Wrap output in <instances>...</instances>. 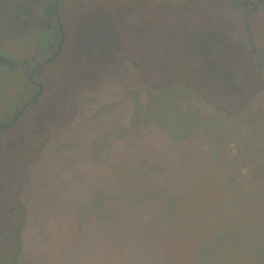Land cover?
Segmentation results:
<instances>
[{
	"label": "rangeland",
	"instance_id": "obj_1",
	"mask_svg": "<svg viewBox=\"0 0 264 264\" xmlns=\"http://www.w3.org/2000/svg\"><path fill=\"white\" fill-rule=\"evenodd\" d=\"M209 1L215 23L231 38L221 37L226 56H253V40L264 51V8L248 14L245 4ZM40 8L33 0H0L1 125L9 123L36 93L24 84L19 71L27 75L26 65L30 70L42 62L57 43L56 36L49 40L45 35V29L54 27L42 18ZM44 39L48 41L43 45ZM262 72L264 76V68ZM150 95L130 65L107 78L97 93L82 95L78 120L52 136L42 163L23 180L28 206L24 264H194L197 259L210 264L216 255L214 264H221L224 253L227 257L231 252L228 264H264V93L260 108L251 109L247 117L207 116L203 111L204 119L194 114L193 122L186 119L178 124L179 116L173 115L169 123L175 133L157 141L150 133L155 132L150 120L161 103L152 102ZM15 96L9 111H4L5 99ZM213 148L220 151L219 158ZM93 155H97L95 163ZM57 169H64L63 175L67 172L66 182L60 184L59 173L47 178ZM115 170L118 192L102 187L104 194L132 192L130 201L156 194L148 177L156 174L167 190L177 194L175 202L187 216L180 221L187 226L179 228L125 211L123 217L107 221L93 209L83 213L84 205L79 204L89 203L100 184L110 186L111 178L106 176ZM190 226L200 238L212 236L210 247L203 244L201 251L202 242L193 237L188 248L191 240L182 237ZM113 243L118 245L116 257L109 247Z\"/></svg>",
	"mask_w": 264,
	"mask_h": 264
},
{
	"label": "trees",
	"instance_id": "obj_2",
	"mask_svg": "<svg viewBox=\"0 0 264 264\" xmlns=\"http://www.w3.org/2000/svg\"><path fill=\"white\" fill-rule=\"evenodd\" d=\"M227 1L237 6L245 4L248 14H256L264 8V0H242L241 4L236 0ZM33 2L40 4L42 18L54 27V30L45 29L47 39L56 36L52 55L61 37L54 0ZM58 6L65 43L60 55L34 76L43 84L44 91L14 127L0 131V264H24L23 234L28 221V206L23 200V180L42 163L52 136L78 120L82 95L97 93L107 78L119 73L124 65H130L142 86L151 92L152 102L161 103L150 120V126L155 125L151 126L155 132H150L157 138L154 141L162 136L170 138L175 133L172 130L174 124L169 123L173 115L179 116L178 124L186 119L193 122L194 114L204 119L203 111L207 116L247 117L251 109L260 108L259 97L264 93V51L253 40V56H226V45L222 42L225 39L221 37H230L222 25L215 23V11L209 0H60ZM211 32L214 33L210 35ZM45 41L48 40L44 39L41 44ZM250 58H255V62L249 61ZM27 66L29 64L26 65L27 75L19 71V76L24 84L28 83L37 92L38 88L28 80L31 69ZM16 97L5 99L4 111H9L7 109ZM168 100L171 101L162 103ZM213 152L219 158L220 151L213 148ZM96 157L93 155L94 163ZM64 169L51 171L47 178L59 173L60 184L66 182ZM117 174L115 170L110 177L106 176L111 178L110 186L100 184L92 194L87 190V196L91 194L90 202L81 201L79 204L84 205L80 209L83 213L93 209L107 221L113 216L123 217L125 211L126 214H139L143 219L179 225V228L186 225L180 221L181 217L187 216L184 208L175 202L177 194L167 190L156 174L148 176L156 194L143 195L144 199L134 201L136 198L132 197L130 201L132 192L128 191L126 195L104 194L102 187L118 192ZM122 185L124 187V183ZM227 190L231 192L233 189L228 185ZM171 198L173 202H170ZM78 213V209L73 212L75 217ZM189 229L187 234L180 230L184 234L182 238L191 240L189 249L193 237L202 242L201 251L203 244L210 247L211 235L207 234L203 239L194 235L195 227ZM109 247L116 257L118 245L113 243ZM231 253L227 257L224 253L221 264H228ZM208 254L211 258L212 253ZM216 259L217 255L210 264ZM202 262L208 264L206 260ZM193 263L202 264L198 259Z\"/></svg>",
	"mask_w": 264,
	"mask_h": 264
},
{
	"label": "water",
	"instance_id": "obj_3",
	"mask_svg": "<svg viewBox=\"0 0 264 264\" xmlns=\"http://www.w3.org/2000/svg\"><path fill=\"white\" fill-rule=\"evenodd\" d=\"M60 0H54L55 3V17L57 20V25L60 31V42L57 46V49L55 50V52L50 55L49 57H47L46 59H44L42 62L36 64L35 66H33V68L30 70L29 75H28V80L35 86L38 88V91L34 94V96L32 98H30L26 104L17 112V114L14 116V118L8 123V124H2L0 125V131L1 130H6V129H11L12 127H14L16 125V123L18 122L19 118L23 115V113L25 112V110L32 104V102H34V100H36L37 98H39L43 91H44V86L42 83L37 82L34 79L35 74L37 73L38 70H40L41 68L47 66L48 64H50L53 60H55L61 53L62 48L64 46L65 43V34H64V29L61 23V19H60V15H59V9H58V4H59Z\"/></svg>",
	"mask_w": 264,
	"mask_h": 264
},
{
	"label": "crops",
	"instance_id": "obj_4",
	"mask_svg": "<svg viewBox=\"0 0 264 264\" xmlns=\"http://www.w3.org/2000/svg\"><path fill=\"white\" fill-rule=\"evenodd\" d=\"M264 209V208H263ZM262 232H263V234H264V227H263V229H262Z\"/></svg>",
	"mask_w": 264,
	"mask_h": 264
},
{
	"label": "flooded vegetation",
	"instance_id": "obj_5",
	"mask_svg": "<svg viewBox=\"0 0 264 264\" xmlns=\"http://www.w3.org/2000/svg\"><path fill=\"white\" fill-rule=\"evenodd\" d=\"M17 114V113H16Z\"/></svg>",
	"mask_w": 264,
	"mask_h": 264
}]
</instances>
